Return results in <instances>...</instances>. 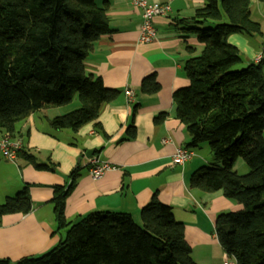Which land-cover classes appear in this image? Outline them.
Returning a JSON list of instances; mask_svg holds the SVG:
<instances>
[{"label":"trees","instance_id":"obj_1","mask_svg":"<svg viewBox=\"0 0 264 264\" xmlns=\"http://www.w3.org/2000/svg\"><path fill=\"white\" fill-rule=\"evenodd\" d=\"M206 1L189 22H180L184 37L195 35L201 50L184 66L190 85L173 97L177 117L190 137L186 148L206 145L214 162L222 165L203 167L189 185L208 194L222 191L243 206L238 212L218 214L215 235L235 264H264V65L238 68L240 52L228 41L234 34L262 35L261 25L252 19L250 0ZM110 4L111 0H0L1 131L16 139L18 124L29 115L69 106L78 96L79 109L48 122L56 131L77 132L97 121L103 106L118 98L120 92L89 74L85 63L95 43L111 33ZM195 50L188 47L191 54ZM140 86L147 94L160 90L155 76ZM128 133L134 136L130 128ZM18 158L37 169L51 168L38 164L25 147ZM237 159L248 167L246 175L233 170ZM79 170L67 177V184L52 186L57 232L66 229L65 238L41 256L15 262L0 259V264H197L184 224L157 194L140 211L141 223L123 212H96L68 221L65 202L77 185ZM30 189L25 184L0 203V227L5 216L32 212Z\"/></svg>","mask_w":264,"mask_h":264},{"label":"crops","instance_id":"obj_2","mask_svg":"<svg viewBox=\"0 0 264 264\" xmlns=\"http://www.w3.org/2000/svg\"><path fill=\"white\" fill-rule=\"evenodd\" d=\"M147 1L169 4L172 9L167 16L154 18L157 38L152 43L139 41L141 10L131 0H111L107 11L111 33L95 43L85 62L89 74L101 78L105 87L120 92L114 102L103 106L98 120L77 132L49 128V120L79 109L76 101L40 110L18 124L16 139L36 156L38 164L50 169H37L20 158L14 163L0 155V203L19 193L25 184L31 186L33 202L28 215L3 217L0 259L15 262L41 256L65 238L66 229L57 232L54 206L50 203L52 186L67 184V177L80 167L77 185L65 202L64 216L68 221L96 212H123L141 223L140 211L157 194V199L171 206L175 219L184 224L193 261L234 263L220 247L215 221L221 212H238L243 206L227 199L222 191L208 194L189 185L192 175L203 167L222 164L214 162L206 145L192 149L194 156L184 165L172 161L176 151L190 142L185 125L177 117L173 96L190 85L184 66L201 50L195 35L184 37L180 22H189L207 1ZM249 6L253 21L261 25L262 35L229 37V44L239 50L242 58L238 68L254 65L264 44V4L250 0ZM189 46L196 49L194 54L189 53ZM149 76H155L160 85L156 94L141 91L140 85ZM127 90L133 92L132 102ZM129 128L134 131L132 137ZM4 134L0 130V139ZM162 139L170 142L162 144ZM89 152L92 153L87 157ZM91 159L110 165L98 180L91 177ZM233 170L239 175L249 172L242 159L236 160Z\"/></svg>","mask_w":264,"mask_h":264},{"label":"built area","instance_id":"obj_3","mask_svg":"<svg viewBox=\"0 0 264 264\" xmlns=\"http://www.w3.org/2000/svg\"><path fill=\"white\" fill-rule=\"evenodd\" d=\"M134 7L141 10L142 12V26L140 30V43H152L153 40L157 38V30L154 26V18L158 16H167L172 9L169 4H160L154 3L150 4L147 0H131ZM264 43V42H263ZM256 63H262L264 65V44L262 51L257 55ZM128 100L132 102L133 92L131 90H127L126 92ZM170 142L168 139H162V144H167ZM24 148L23 142L19 139H14L11 134L5 133L0 139V155L11 162H16L18 159V153ZM194 156V152L189 148H179L172 161L178 165H184L187 161L192 159ZM92 165L90 169V174L93 179L98 180L102 175L110 169V165L108 163L100 162L98 159H91ZM225 264H235L230 261H226Z\"/></svg>","mask_w":264,"mask_h":264},{"label":"rangeland","instance_id":"obj_4","mask_svg":"<svg viewBox=\"0 0 264 264\" xmlns=\"http://www.w3.org/2000/svg\"><path fill=\"white\" fill-rule=\"evenodd\" d=\"M76 101L79 102V101H78V96H76L75 99H74V101H72V102L75 103ZM79 105H80V103H79ZM206 147H207V146H206ZM14 163H15V162H14ZM137 222H138V221H137ZM138 223H140V222H138Z\"/></svg>","mask_w":264,"mask_h":264},{"label":"water","instance_id":"obj_5","mask_svg":"<svg viewBox=\"0 0 264 264\" xmlns=\"http://www.w3.org/2000/svg\"><path fill=\"white\" fill-rule=\"evenodd\" d=\"M91 153H92V152L87 153V157H90ZM78 161H80V160H78Z\"/></svg>","mask_w":264,"mask_h":264}]
</instances>
